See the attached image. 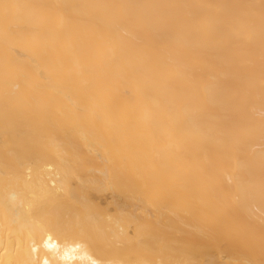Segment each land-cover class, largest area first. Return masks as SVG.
<instances>
[{
	"label": "bare ground",
	"instance_id": "1",
	"mask_svg": "<svg viewBox=\"0 0 264 264\" xmlns=\"http://www.w3.org/2000/svg\"><path fill=\"white\" fill-rule=\"evenodd\" d=\"M0 264H264V0H0Z\"/></svg>",
	"mask_w": 264,
	"mask_h": 264
}]
</instances>
